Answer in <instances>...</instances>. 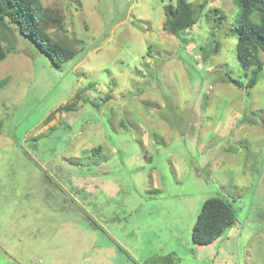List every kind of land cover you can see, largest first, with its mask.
Masks as SVG:
<instances>
[{"label":"rangeland","instance_id":"374dc122","mask_svg":"<svg viewBox=\"0 0 264 264\" xmlns=\"http://www.w3.org/2000/svg\"><path fill=\"white\" fill-rule=\"evenodd\" d=\"M177 1L42 0L79 42L61 67L9 24L0 246L18 264H264V69L247 89L234 0H188L205 7L172 35L163 6ZM210 197L237 222L197 246Z\"/></svg>","mask_w":264,"mask_h":264},{"label":"trees","instance_id":"16d2710c","mask_svg":"<svg viewBox=\"0 0 264 264\" xmlns=\"http://www.w3.org/2000/svg\"><path fill=\"white\" fill-rule=\"evenodd\" d=\"M240 6V15L234 22L237 33V54L241 65L251 71V78L246 85L252 89L258 82L264 69V0H234ZM166 20L163 29L166 33L178 35L191 29L198 21L205 4L194 5L188 0H178L176 5L163 6ZM217 21L224 20V14L215 9ZM53 22L60 32L56 39L45 30ZM9 24L18 25L20 34L30 38L53 64L61 67L72 59L78 50L79 42L68 35L66 22L61 13L46 7L42 0H0V30L6 34L0 37V61L6 59L11 48L3 42L9 41ZM220 49L217 44L214 52ZM10 77L0 80V89L7 86ZM229 81L239 88L243 83L229 76ZM108 99V98H107ZM61 106L57 111H68L78 102ZM100 148L95 149L98 152ZM200 213L192 227V242L197 246H208L219 240L224 232L237 222L236 212L228 200L222 197H210L204 201Z\"/></svg>","mask_w":264,"mask_h":264},{"label":"water","instance_id":"95a60500","mask_svg":"<svg viewBox=\"0 0 264 264\" xmlns=\"http://www.w3.org/2000/svg\"><path fill=\"white\" fill-rule=\"evenodd\" d=\"M0 251L2 252V254H4L6 257H8L10 260H12L14 263H17V261L15 259H13L4 249H2V247L0 246ZM18 264V263H17Z\"/></svg>","mask_w":264,"mask_h":264}]
</instances>
